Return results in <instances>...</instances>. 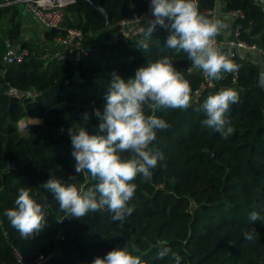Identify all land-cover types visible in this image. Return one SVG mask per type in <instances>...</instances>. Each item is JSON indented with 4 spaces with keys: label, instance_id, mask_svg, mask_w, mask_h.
Here are the masks:
<instances>
[{
    "label": "trees",
    "instance_id": "1",
    "mask_svg": "<svg viewBox=\"0 0 264 264\" xmlns=\"http://www.w3.org/2000/svg\"><path fill=\"white\" fill-rule=\"evenodd\" d=\"M229 11L240 10V40L247 45L264 46V11L253 0H224ZM108 14L111 27L121 20L144 15L147 0H91ZM198 11L208 19L214 0H197ZM66 11L77 17L64 29L82 33L81 47L87 51L78 61L28 55L21 63L0 67V86L7 83L19 93L35 97L0 94V264H92L127 242L135 244L147 264H173L170 257L157 259L162 246L179 254L181 264H264V219L252 222L256 211L264 218V90L258 86L261 69L243 59L234 63L236 70L213 80L195 101L193 96L202 83V75L187 58V53L166 47L169 31L143 40L147 49L131 45L124 38L112 41L110 28L103 31L104 18L86 2ZM94 34L101 35L93 39ZM56 33L46 31V38ZM169 57L173 66L189 81L192 104L186 109L145 107L146 115L164 119L169 128L157 130L150 146L162 153L150 179L138 174L129 206L133 213L123 222L114 221L108 210L89 212L85 217H65L54 195L44 182L52 176L64 183L75 177L78 187L92 186L86 174L75 172V159L69 129H98L94 109L101 112L111 74L124 79L149 61ZM78 73L81 81H73ZM224 88L238 92L239 102L226 114L232 133L226 138L202 124L205 115L197 111L209 95ZM90 119L83 121L84 113ZM28 116L22 133L18 122ZM31 123V124H30ZM128 157L129 153L122 154ZM12 166V167H10ZM10 167V168H9ZM9 168V169H8ZM8 169V170H7ZM81 183V185H79ZM21 187L44 206L47 226L34 238L23 239L11 226L5 212L15 207ZM256 230L252 240L244 233ZM16 253L21 257L16 259Z\"/></svg>",
    "mask_w": 264,
    "mask_h": 264
},
{
    "label": "clouds",
    "instance_id": "2",
    "mask_svg": "<svg viewBox=\"0 0 264 264\" xmlns=\"http://www.w3.org/2000/svg\"><path fill=\"white\" fill-rule=\"evenodd\" d=\"M151 12L154 19L147 21L143 30L145 37H151L157 26L167 29L166 47L177 53H187L188 60L202 70L206 78L220 80L225 73L236 70V65L215 46L214 38L220 31V22L200 14L197 0H151ZM140 47L147 49L148 45L141 41ZM108 89L103 111L94 109L99 120L97 131L90 134L85 127L75 132L69 129L75 172L86 174L95 183L83 188L77 186L75 177L69 178L72 183H64L52 176L42 184L54 195L59 210L65 214L58 222L68 216L80 219L89 212L103 210L111 212L114 221L123 222L130 216L134 208L129 202L137 188L133 181L138 174L144 179L151 178L150 169L156 167L162 153L153 151L150 146L156 139L157 130L169 128L164 119L146 115L145 107L186 110L192 104L189 81L167 56L147 62L128 79L113 72ZM237 102L239 94L231 88L209 95L197 109L205 115L202 124L226 138L233 131L226 114ZM89 119V114L84 113L83 121ZM126 152L130 154L128 157L122 155ZM5 215L23 239L34 238L47 226L44 206L25 187L18 190L15 207L7 209ZM249 219L256 222L264 218L253 211ZM255 234L253 228L244 233V238L252 240ZM137 252L136 245L127 242L123 248L96 257L92 264H147L135 254ZM156 257H170L173 264H181L182 259L165 246L159 248Z\"/></svg>",
    "mask_w": 264,
    "mask_h": 264
},
{
    "label": "built area",
    "instance_id": "3",
    "mask_svg": "<svg viewBox=\"0 0 264 264\" xmlns=\"http://www.w3.org/2000/svg\"><path fill=\"white\" fill-rule=\"evenodd\" d=\"M21 3L30 14L36 19L39 25L44 28L46 31H50L51 28L63 29L62 22L64 14L67 8L73 6L76 3V0H7L6 4L10 3ZM254 3L259 2V0H253ZM4 3L0 2V11ZM230 14L235 19V24L233 28L232 38L226 41L227 46L230 49H255L257 48L256 44L247 45L244 41L240 40V34L242 31V20L245 18V15L240 10L230 11ZM211 20V17L209 18ZM147 24L145 20V14L134 19L121 20L117 22L114 26L111 27L112 41H115L117 38H124L133 46H137L141 41H143L144 35L143 30ZM160 26H157L156 30L153 33L158 32ZM64 32L57 34L54 38L58 46V49L53 58L57 60H65V56H71L75 61H78L82 54H86L87 51L83 50L81 47V38L82 33L78 29H63ZM215 39L216 47H219V41ZM5 50L2 55L3 65H6L11 62L21 63L24 61V58L28 55V50L20 49L16 50L13 44L4 40ZM262 55V68H264V46L259 48ZM229 59L234 58V53L230 52ZM201 72L202 83L199 88L194 93V100L196 101L200 93L206 88L213 86V80L206 78L202 70L196 68ZM9 94L16 95L17 97L28 96L35 97V94L30 92L19 93L15 89L10 88L7 91ZM16 259L20 262L21 257L16 253ZM47 258L40 257L36 260L35 264H43Z\"/></svg>",
    "mask_w": 264,
    "mask_h": 264
},
{
    "label": "crops",
    "instance_id": "4",
    "mask_svg": "<svg viewBox=\"0 0 264 264\" xmlns=\"http://www.w3.org/2000/svg\"><path fill=\"white\" fill-rule=\"evenodd\" d=\"M6 1L0 0L1 3ZM255 4H258L261 9L264 8V0H259ZM66 12L75 16L69 11ZM210 17L211 20L220 22V31L215 37L219 41L218 48L220 51L226 54L227 57L230 52H233L234 58H228L233 64L239 60L246 59L261 69L262 55L259 50L262 47L261 45L256 44L257 48L255 49H230L227 46L226 41L231 39L233 35L235 19L226 8L224 0H214V7ZM165 30V28L160 27L158 32L160 31L163 34ZM158 32L153 33L151 37H159ZM92 36L93 39H97L95 34ZM99 36L101 38V35ZM151 37L144 36L143 40ZM4 40L10 41L16 50L28 47L33 56L41 59L51 57L58 49L55 39H47L46 30L39 25L23 4L16 2L10 4L4 3L0 11V67L3 65Z\"/></svg>",
    "mask_w": 264,
    "mask_h": 264
},
{
    "label": "water",
    "instance_id": "5",
    "mask_svg": "<svg viewBox=\"0 0 264 264\" xmlns=\"http://www.w3.org/2000/svg\"><path fill=\"white\" fill-rule=\"evenodd\" d=\"M86 2L92 7L93 10L98 12L104 18L105 24H104V27H103L102 30L105 31L108 28H110L111 24H110L109 16H108L107 12L99 4H94L93 2H91V0H86ZM147 2H148V9H147V11L145 13V20L148 21L150 19H154V17L152 16V12H151V0H147ZM262 11H264V8H262ZM50 32H53V33H56V34H61V33L64 32V30L63 29L51 28ZM72 79L75 82L81 81V78H80L78 73H75L73 75ZM258 86L262 90H264V68H261V72H260L259 78H258ZM9 89H10V87H9V85L7 83H2L1 86H0V94H3L4 92L8 91ZM10 167H12V166H10Z\"/></svg>",
    "mask_w": 264,
    "mask_h": 264
},
{
    "label": "rangeland",
    "instance_id": "6",
    "mask_svg": "<svg viewBox=\"0 0 264 264\" xmlns=\"http://www.w3.org/2000/svg\"><path fill=\"white\" fill-rule=\"evenodd\" d=\"M67 21H70V22H72V23H76L77 22V18L75 17V16H73V15H71V14H68L67 12L65 13V15H64V17H63V22H62V26H65V24H66V22ZM159 34V36H161L162 34V32H158ZM96 36H97V39L99 38L100 39V36H99V34H95ZM99 36V37H98ZM26 50H29L28 49V47L27 48H25ZM34 120H37L36 118H31L30 116H28L26 119H24V120H20L19 122H18V126L20 127V131L22 132V133H25L26 131H27V127L29 126V123L28 122H31V121H34ZM31 124V123H30ZM79 185H81V183H79Z\"/></svg>",
    "mask_w": 264,
    "mask_h": 264
}]
</instances>
